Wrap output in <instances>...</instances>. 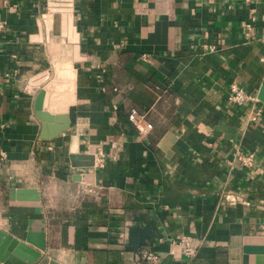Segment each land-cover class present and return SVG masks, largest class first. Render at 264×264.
Wrapping results in <instances>:
<instances>
[{"label": "crops", "instance_id": "1", "mask_svg": "<svg viewBox=\"0 0 264 264\" xmlns=\"http://www.w3.org/2000/svg\"><path fill=\"white\" fill-rule=\"evenodd\" d=\"M233 82L254 100L227 102ZM37 219L57 264H242L264 237V0H0V230Z\"/></svg>", "mask_w": 264, "mask_h": 264}, {"label": "water", "instance_id": "2", "mask_svg": "<svg viewBox=\"0 0 264 264\" xmlns=\"http://www.w3.org/2000/svg\"><path fill=\"white\" fill-rule=\"evenodd\" d=\"M44 91L41 90L36 99L35 108L41 120L50 119L41 111ZM175 140V135L168 132L160 143V147L167 155H170V146ZM70 163L73 167L93 166L95 155L88 153H71ZM75 180L93 182L87 173L76 174ZM10 204L20 206H39L40 197L36 188H11L9 190ZM25 241L19 240L13 235L0 230V264H57L42 256L45 249V221L42 219L29 221ZM258 243V244H257ZM30 245L35 246L34 250ZM242 264H264V237L244 238ZM39 259V260H38Z\"/></svg>", "mask_w": 264, "mask_h": 264}, {"label": "built area", "instance_id": "3", "mask_svg": "<svg viewBox=\"0 0 264 264\" xmlns=\"http://www.w3.org/2000/svg\"><path fill=\"white\" fill-rule=\"evenodd\" d=\"M208 48L210 50L214 49L213 46H210ZM225 98L227 102L239 106L245 105L254 100L253 95L248 93L245 89H243L234 82L229 85L228 93ZM128 119L139 133H145L152 128V124L145 120V115L138 113V111L135 108H132L130 110L128 114ZM238 157L243 163V165L249 166L252 164L255 155L253 152H249L247 154H239ZM95 165H96V161H95ZM97 165L99 166L103 165V157L101 155L99 160L97 161ZM173 241L180 245L182 252L184 253L185 256L191 257L194 254V249L191 246L190 236L181 235L176 237ZM159 263H160L159 255L151 249L143 250V252L141 253L140 260L138 261V264H159Z\"/></svg>", "mask_w": 264, "mask_h": 264}]
</instances>
